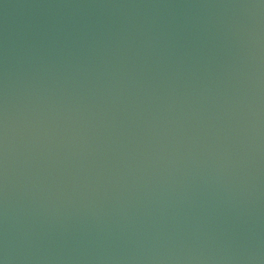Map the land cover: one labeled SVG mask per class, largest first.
Segmentation results:
<instances>
[{
    "label": "water",
    "instance_id": "95a60500",
    "mask_svg": "<svg viewBox=\"0 0 264 264\" xmlns=\"http://www.w3.org/2000/svg\"><path fill=\"white\" fill-rule=\"evenodd\" d=\"M0 264H264V0H0Z\"/></svg>",
    "mask_w": 264,
    "mask_h": 264
}]
</instances>
